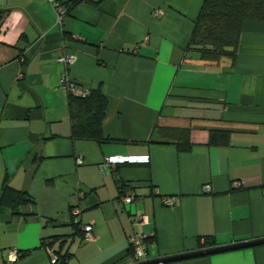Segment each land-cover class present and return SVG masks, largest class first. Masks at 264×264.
<instances>
[{"label":"crops","instance_id":"crops-1","mask_svg":"<svg viewBox=\"0 0 264 264\" xmlns=\"http://www.w3.org/2000/svg\"><path fill=\"white\" fill-rule=\"evenodd\" d=\"M59 1L62 24L45 0H0V193L33 201L0 207V264H50L45 239L64 264H129L132 232L149 260L264 239V22H244L235 56L211 62L189 47L204 0ZM62 79L106 97L100 139L72 137ZM159 128L186 131L189 150ZM215 131L226 145L209 144ZM109 156L149 160L104 171ZM127 191L137 200L122 206ZM168 264H264V245Z\"/></svg>","mask_w":264,"mask_h":264},{"label":"trees","instance_id":"trees-1","mask_svg":"<svg viewBox=\"0 0 264 264\" xmlns=\"http://www.w3.org/2000/svg\"><path fill=\"white\" fill-rule=\"evenodd\" d=\"M4 13L5 10L0 9V24ZM246 21L264 22V0H204L194 21L189 47L199 51L205 61L218 62L224 57L233 58L242 25ZM106 108L107 100L100 89L91 90L84 98L70 95L72 137L78 140L100 139ZM158 132L162 137L173 132L177 139V150L179 152L189 150L186 131L159 128ZM227 143L226 132L215 131L210 134V145L224 146ZM31 203L33 201L28 195L12 190L4 183L0 193V207L14 212L20 206ZM72 226L77 229V234L82 236L77 225ZM212 247L213 243L210 240H204V244L200 245L201 249ZM57 254L61 260L60 264H64L68 256Z\"/></svg>","mask_w":264,"mask_h":264},{"label":"built area","instance_id":"built-area-1","mask_svg":"<svg viewBox=\"0 0 264 264\" xmlns=\"http://www.w3.org/2000/svg\"><path fill=\"white\" fill-rule=\"evenodd\" d=\"M47 1L52 8L54 9L57 20L59 23H63L64 17L68 14V10L63 6V4L59 0H45ZM157 13H160L159 11ZM58 62L62 66H69L74 62V58L72 56H69L67 54L62 55L58 58ZM62 84L64 88L68 91L69 95L75 96V97H87L91 90L87 86L79 85L73 81H70L69 79H62ZM149 158L148 156H109L105 158V162L103 164V170L107 171L110 169V167H113L115 165L119 164H135V163H146L148 162ZM82 161L80 159L77 160V163H81ZM232 187L234 189H238L241 187V182L235 181L232 183ZM204 191L209 192L210 186L206 185L204 186ZM120 203L122 206H128L136 202L137 196L130 191L124 192L120 196ZM163 203L166 206H172L174 204L173 200L170 199H163ZM78 210H73L72 215L77 216ZM134 224H145L147 222V218L144 215H138L134 216ZM73 223L77 224L76 220H72ZM82 230V238L85 242H94L96 239L94 228L91 225H85L81 227ZM52 240L45 239L42 242V247L46 251V253L49 256L50 264H60L61 260L59 259V255L53 250L52 246ZM204 244V242H202ZM128 246L130 249V255H129V264H140L143 262L149 261L147 257L146 252V240L145 237L137 232H132L128 236ZM16 258V251H11L9 254V260H14ZM163 264V263H158Z\"/></svg>","mask_w":264,"mask_h":264},{"label":"water","instance_id":"water-1","mask_svg":"<svg viewBox=\"0 0 264 264\" xmlns=\"http://www.w3.org/2000/svg\"><path fill=\"white\" fill-rule=\"evenodd\" d=\"M260 245H264V239L253 240V241H248V242H241V243H236V244H232V245H228V246L201 249V250H198V251H195L192 253H188V254H183V255H178V256H173V257H167V258H160L158 260H149L147 262H143L140 264H158V263L168 264L171 262L180 261V260H184V259L203 257V256L213 255L216 253L233 251V250L244 249V248H251V247H256V246H260Z\"/></svg>","mask_w":264,"mask_h":264}]
</instances>
